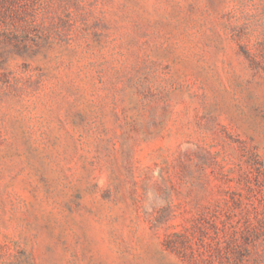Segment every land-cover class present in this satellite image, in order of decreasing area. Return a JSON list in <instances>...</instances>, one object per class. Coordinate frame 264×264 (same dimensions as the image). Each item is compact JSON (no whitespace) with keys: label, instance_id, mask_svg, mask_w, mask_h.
I'll use <instances>...</instances> for the list:
<instances>
[{"label":"rangeland","instance_id":"374dc122","mask_svg":"<svg viewBox=\"0 0 264 264\" xmlns=\"http://www.w3.org/2000/svg\"><path fill=\"white\" fill-rule=\"evenodd\" d=\"M0 264H264V0H0Z\"/></svg>","mask_w":264,"mask_h":264}]
</instances>
